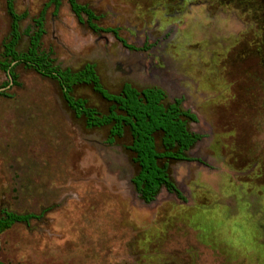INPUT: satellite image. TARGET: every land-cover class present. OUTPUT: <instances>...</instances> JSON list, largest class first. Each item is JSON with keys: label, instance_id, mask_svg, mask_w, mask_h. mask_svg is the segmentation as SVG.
Wrapping results in <instances>:
<instances>
[{"label": "rangeland", "instance_id": "rangeland-1", "mask_svg": "<svg viewBox=\"0 0 264 264\" xmlns=\"http://www.w3.org/2000/svg\"><path fill=\"white\" fill-rule=\"evenodd\" d=\"M102 27L80 22L67 0L46 10L41 48L61 67L96 63L103 85H157L196 115L192 160L171 161L183 195L143 202L137 166L107 128L88 129L54 80L18 65L0 95V209L38 213L0 233L5 264H264V0H78ZM48 0H14L24 31ZM0 0L1 42L9 31ZM22 35L18 49L24 50ZM0 70V83L6 80ZM74 94L105 111L90 86Z\"/></svg>", "mask_w": 264, "mask_h": 264}, {"label": "trees", "instance_id": "trees-1", "mask_svg": "<svg viewBox=\"0 0 264 264\" xmlns=\"http://www.w3.org/2000/svg\"><path fill=\"white\" fill-rule=\"evenodd\" d=\"M67 2L78 20L85 22L92 31L112 33L129 50L149 49L150 44L146 42L140 46L128 43L119 34L118 27L99 26L100 14L87 3L78 0ZM5 3L10 22L8 34L1 42L0 70L7 78L0 83V89L3 88L0 95L10 97L5 89L19 84L15 72L18 65L54 80L67 107L76 118L83 120L86 128H107L108 144L115 143L126 132L129 134L130 140L124 147L132 154L131 161L137 166L130 181L143 202L153 201L162 188L183 199L171 176L170 162L192 160L188 152L202 137L190 128V123L196 121V115L183 107V100L168 99L166 91L160 86L137 87L128 81H124L117 91H110L101 82L93 61H86L75 69L58 65L52 51L41 48V39L45 34L47 8L53 5V13L56 14L61 0H48L24 31L20 29V22L27 17V12H17L14 0H5ZM23 34L27 36V45L24 50H19ZM8 75L12 78L11 84ZM79 85L90 86L105 100L106 110L102 111L90 104L87 98L75 95L74 88ZM49 209L43 208L38 213H17L1 208L0 233L16 223L29 225L33 219L40 220ZM0 264L5 263L0 261Z\"/></svg>", "mask_w": 264, "mask_h": 264}, {"label": "water", "instance_id": "water-1", "mask_svg": "<svg viewBox=\"0 0 264 264\" xmlns=\"http://www.w3.org/2000/svg\"><path fill=\"white\" fill-rule=\"evenodd\" d=\"M9 76V79H10V84L12 83V78H11V76L10 75H8ZM9 86V85H8ZM3 88H1L0 90H2Z\"/></svg>", "mask_w": 264, "mask_h": 264}]
</instances>
